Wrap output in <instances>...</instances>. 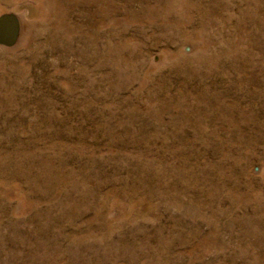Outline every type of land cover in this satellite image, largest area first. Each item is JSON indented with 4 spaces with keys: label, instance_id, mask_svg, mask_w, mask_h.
Returning a JSON list of instances; mask_svg holds the SVG:
<instances>
[{
    "label": "rangeland",
    "instance_id": "rangeland-1",
    "mask_svg": "<svg viewBox=\"0 0 264 264\" xmlns=\"http://www.w3.org/2000/svg\"><path fill=\"white\" fill-rule=\"evenodd\" d=\"M0 264H264V0H0Z\"/></svg>",
    "mask_w": 264,
    "mask_h": 264
}]
</instances>
